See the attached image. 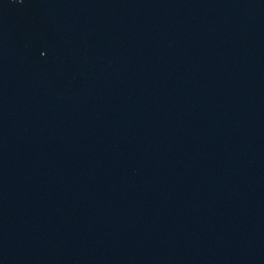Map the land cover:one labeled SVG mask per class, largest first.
Wrapping results in <instances>:
<instances>
[{
  "label": "water",
  "instance_id": "water-1",
  "mask_svg": "<svg viewBox=\"0 0 264 264\" xmlns=\"http://www.w3.org/2000/svg\"><path fill=\"white\" fill-rule=\"evenodd\" d=\"M0 264H264V0H0Z\"/></svg>",
  "mask_w": 264,
  "mask_h": 264
}]
</instances>
